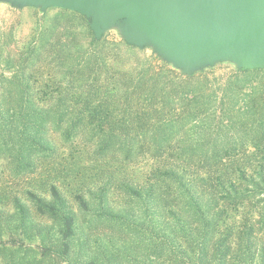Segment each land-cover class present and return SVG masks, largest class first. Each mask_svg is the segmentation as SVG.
I'll return each mask as SVG.
<instances>
[{
    "label": "trees",
    "instance_id": "16d2710c",
    "mask_svg": "<svg viewBox=\"0 0 264 264\" xmlns=\"http://www.w3.org/2000/svg\"><path fill=\"white\" fill-rule=\"evenodd\" d=\"M46 20L0 72V261L264 264V68L188 74ZM63 142L84 162L47 167Z\"/></svg>",
    "mask_w": 264,
    "mask_h": 264
},
{
    "label": "water",
    "instance_id": "95a60500",
    "mask_svg": "<svg viewBox=\"0 0 264 264\" xmlns=\"http://www.w3.org/2000/svg\"><path fill=\"white\" fill-rule=\"evenodd\" d=\"M13 1L77 11L91 20L97 39L119 20L129 42L154 45L188 74L222 59L264 67V0Z\"/></svg>",
    "mask_w": 264,
    "mask_h": 264
},
{
    "label": "rangeland",
    "instance_id": "374dc122",
    "mask_svg": "<svg viewBox=\"0 0 264 264\" xmlns=\"http://www.w3.org/2000/svg\"><path fill=\"white\" fill-rule=\"evenodd\" d=\"M67 10L74 11L60 6L44 7L41 4L33 5L27 3H17L13 0H0V72L5 71L6 73H9L5 62L3 61L4 58L8 57V52L27 45L37 35L36 33L38 31V24L40 22H43L44 20L45 22H48V20H46L47 17H52ZM87 19L90 29L95 35V32L91 27V20L89 18ZM115 23L116 25H112L105 30L101 38L106 36L108 39H123L128 43H131L124 35L123 23L119 20ZM134 45L138 47H148V52H150L152 49H155V46L151 44ZM208 68H213L216 72V78L222 80V77L225 78L227 75L239 69L240 66L235 60L222 59L215 61V63L212 65L198 69L197 72L200 70H206ZM59 144L60 145L57 154L47 160V167L59 168L62 166H71L72 164L78 165L84 162L85 157L80 154L81 151L80 153H72L73 149H71L70 145L64 142ZM8 181L9 179H7V175L5 174L3 180L0 181V193H3L1 198L4 197L5 194L7 195L11 189V185ZM23 184H26L25 181L21 184H18L17 188L15 186V190L17 189L18 191H21L25 186ZM0 264L6 263L0 261Z\"/></svg>",
    "mask_w": 264,
    "mask_h": 264
}]
</instances>
